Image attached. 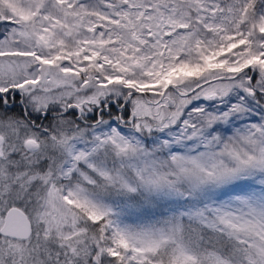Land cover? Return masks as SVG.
Here are the masks:
<instances>
[{
    "label": "snow or ice",
    "instance_id": "snow-or-ice-1",
    "mask_svg": "<svg viewBox=\"0 0 264 264\" xmlns=\"http://www.w3.org/2000/svg\"><path fill=\"white\" fill-rule=\"evenodd\" d=\"M0 264H264V0H0Z\"/></svg>",
    "mask_w": 264,
    "mask_h": 264
}]
</instances>
